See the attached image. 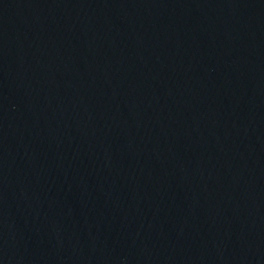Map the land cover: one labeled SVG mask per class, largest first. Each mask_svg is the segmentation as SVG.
Instances as JSON below:
<instances>
[{"label": "water", "instance_id": "obj_1", "mask_svg": "<svg viewBox=\"0 0 264 264\" xmlns=\"http://www.w3.org/2000/svg\"><path fill=\"white\" fill-rule=\"evenodd\" d=\"M0 264H264V0H0Z\"/></svg>", "mask_w": 264, "mask_h": 264}]
</instances>
